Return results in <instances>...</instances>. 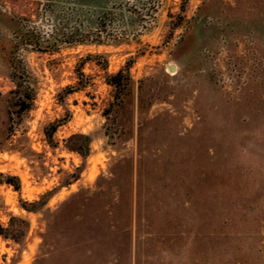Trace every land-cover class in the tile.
I'll return each instance as SVG.
<instances>
[{
	"label": "rangeland",
	"instance_id": "1",
	"mask_svg": "<svg viewBox=\"0 0 264 264\" xmlns=\"http://www.w3.org/2000/svg\"><path fill=\"white\" fill-rule=\"evenodd\" d=\"M11 221L0 264H264V0H0Z\"/></svg>",
	"mask_w": 264,
	"mask_h": 264
},
{
	"label": "trees",
	"instance_id": "2",
	"mask_svg": "<svg viewBox=\"0 0 264 264\" xmlns=\"http://www.w3.org/2000/svg\"><path fill=\"white\" fill-rule=\"evenodd\" d=\"M118 76V74H115L113 76H111L113 79H115ZM111 84L114 87H118L119 82L118 81H112ZM74 91L73 88L72 90H70V92ZM27 97V96H26ZM33 101V97L28 96L27 98H23V100L21 101V107H23L22 109H28L30 107V103ZM55 130V129H54ZM53 130V131H54ZM52 137V134L49 136V139ZM87 148L88 146H84V147H79L76 149V151H78L82 156L87 155ZM9 179H13L12 177H10ZM11 180H6V183L11 184L12 182H10ZM15 189H19L20 185L19 183L17 184H13ZM22 224L25 223L24 220H19ZM12 221L8 223V225L6 227L3 226V224L0 222V236L4 237V238H11L13 240H19L21 239V237L23 236V231L21 229L17 230L16 232L12 230Z\"/></svg>",
	"mask_w": 264,
	"mask_h": 264
},
{
	"label": "water",
	"instance_id": "3",
	"mask_svg": "<svg viewBox=\"0 0 264 264\" xmlns=\"http://www.w3.org/2000/svg\"><path fill=\"white\" fill-rule=\"evenodd\" d=\"M170 70H173V66H170V68H169Z\"/></svg>",
	"mask_w": 264,
	"mask_h": 264
}]
</instances>
